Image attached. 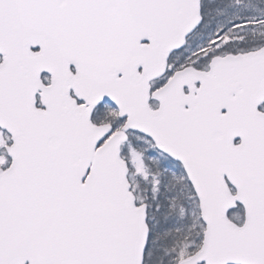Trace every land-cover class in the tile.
<instances>
[{"label":"snow or ice","instance_id":"6c2138e0","mask_svg":"<svg viewBox=\"0 0 264 264\" xmlns=\"http://www.w3.org/2000/svg\"><path fill=\"white\" fill-rule=\"evenodd\" d=\"M0 264H264V0H0Z\"/></svg>","mask_w":264,"mask_h":264}]
</instances>
